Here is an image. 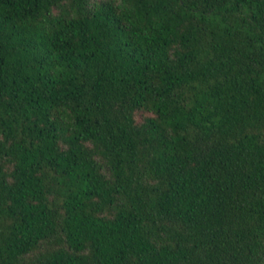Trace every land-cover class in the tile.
<instances>
[{
  "label": "trees",
  "instance_id": "1",
  "mask_svg": "<svg viewBox=\"0 0 264 264\" xmlns=\"http://www.w3.org/2000/svg\"><path fill=\"white\" fill-rule=\"evenodd\" d=\"M0 264H264V0H0Z\"/></svg>",
  "mask_w": 264,
  "mask_h": 264
}]
</instances>
